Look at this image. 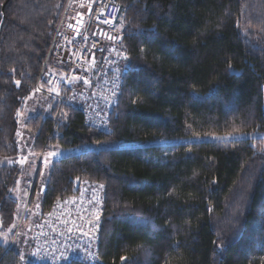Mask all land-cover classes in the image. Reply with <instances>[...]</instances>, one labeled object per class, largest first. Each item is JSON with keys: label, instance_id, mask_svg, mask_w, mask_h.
Returning <instances> with one entry per match:
<instances>
[{"label": "trees", "instance_id": "16d2710c", "mask_svg": "<svg viewBox=\"0 0 264 264\" xmlns=\"http://www.w3.org/2000/svg\"><path fill=\"white\" fill-rule=\"evenodd\" d=\"M117 1L129 69L111 133L71 107L53 128L54 105L26 129L37 153L46 144L130 146L55 161L42 217L80 183L100 182V264H264V136L248 137L264 135V0ZM67 5L0 0L2 159L20 156L18 116ZM204 137L215 139L183 142ZM142 142L153 143L131 145ZM22 175L16 163L0 167V234L16 224ZM21 256L0 246V264Z\"/></svg>", "mask_w": 264, "mask_h": 264}, {"label": "built area", "instance_id": "2783aa9c", "mask_svg": "<svg viewBox=\"0 0 264 264\" xmlns=\"http://www.w3.org/2000/svg\"><path fill=\"white\" fill-rule=\"evenodd\" d=\"M71 1L54 32L35 92L57 109L53 128L64 108L71 107L82 111L90 129L110 134L129 69L126 52L117 46L105 51V44L113 38L110 31L120 20L121 6L117 0H94L90 14L77 13L68 24ZM28 184L33 190L35 181ZM106 195L105 184L82 182L75 195L58 202L28 237L29 264H100ZM19 235L20 230L12 243Z\"/></svg>", "mask_w": 264, "mask_h": 264}, {"label": "rangeland", "instance_id": "374dc122", "mask_svg": "<svg viewBox=\"0 0 264 264\" xmlns=\"http://www.w3.org/2000/svg\"><path fill=\"white\" fill-rule=\"evenodd\" d=\"M81 2L82 0L71 1L67 9L68 16L66 15V21L68 24H70L71 22L73 23L74 15H76L77 13H81L84 11L88 12L94 0H86L82 4ZM74 9H76L75 12ZM122 30H123V22L119 20V22L110 31V33L111 32L113 33V38L111 39L110 42L106 43L107 45L105 44V51L109 52L117 46L118 49L120 48L121 51H123L124 53L126 52L125 49L123 48ZM110 43L113 45H111ZM108 45H110V47ZM55 65H52L51 71L55 72V67H54ZM52 107H53V103L51 102V100L35 92L32 95V97L26 101L25 106L23 107L21 113L18 116L19 124H20L18 142L20 145L21 161L25 162L24 165L27 169L25 171V176H24L26 181L25 184H26L27 192L24 201H22L20 197H19L20 201H17L18 212H17V221L16 224L14 225V229L13 231H11V233L9 232L5 234L2 238L0 236V246L6 249H8L9 247H16L24 257L22 259V264H27L28 259L30 261V255L32 256L31 243L28 237L31 234V232L35 230L42 217L40 205L43 196L45 194V191L47 189V182L52 164L61 158L68 157L74 154H80L82 152H87L89 150L109 149V148L122 147L127 145L121 143L116 146L95 145V146H87L81 149H65L59 146L46 144L43 147L42 151L37 153L35 147L33 146L32 132L26 129V124L30 119L36 118L39 115L47 117L51 112ZM257 136H264V135L254 134L248 137L255 138ZM214 139H215L214 137H204V138H198L183 142L213 141ZM180 142L182 141H177V143ZM152 143L153 142H142L131 145L132 146L149 145ZM14 161L15 160L0 158V167L6 166L10 163H14ZM39 174L40 177L38 181L39 184L38 189L35 193L34 198L32 199V194H31L32 190L30 189L28 182L29 181L36 182V178ZM19 230H20V235L16 238L14 243H12L14 237L16 236Z\"/></svg>", "mask_w": 264, "mask_h": 264}, {"label": "crops", "instance_id": "0c3cea01", "mask_svg": "<svg viewBox=\"0 0 264 264\" xmlns=\"http://www.w3.org/2000/svg\"><path fill=\"white\" fill-rule=\"evenodd\" d=\"M21 154V153H20ZM7 162V161H6ZM14 163L18 164L21 169L23 170V175L22 177L20 178V180L18 181L17 185H16V188H15V199L16 201H20L19 200V197L22 199V201L25 200V197H26V181H25V171L27 170L26 167H25V162L21 161V155L14 161ZM14 163H10V164H14ZM8 164V165H10ZM13 231V229H12ZM11 233V232H10ZM6 234V233H5ZM5 234H0L1 238L5 235Z\"/></svg>", "mask_w": 264, "mask_h": 264}, {"label": "bare ground", "instance_id": "6f19581e", "mask_svg": "<svg viewBox=\"0 0 264 264\" xmlns=\"http://www.w3.org/2000/svg\"><path fill=\"white\" fill-rule=\"evenodd\" d=\"M68 16V15H67ZM71 20V19H70ZM69 22V21H68ZM71 22V21H70ZM111 44V43H110ZM107 45V44H106ZM111 45H113V44H111ZM109 47H110V45H108ZM108 46H106V47H108ZM120 49V48H119ZM121 50V49H120ZM31 194H32V192H31ZM51 211V210H50ZM49 211V212H50ZM83 222H85V220L83 221Z\"/></svg>", "mask_w": 264, "mask_h": 264}, {"label": "snow or ice", "instance_id": "6c2138e0", "mask_svg": "<svg viewBox=\"0 0 264 264\" xmlns=\"http://www.w3.org/2000/svg\"><path fill=\"white\" fill-rule=\"evenodd\" d=\"M33 255H35V253H33ZM20 258H21V259H23L24 257H23V256H21ZM122 259H123V257H122Z\"/></svg>", "mask_w": 264, "mask_h": 264}, {"label": "water", "instance_id": "95a60500", "mask_svg": "<svg viewBox=\"0 0 264 264\" xmlns=\"http://www.w3.org/2000/svg\"><path fill=\"white\" fill-rule=\"evenodd\" d=\"M91 11H89L88 13L90 14ZM33 191V190H32Z\"/></svg>", "mask_w": 264, "mask_h": 264}]
</instances>
